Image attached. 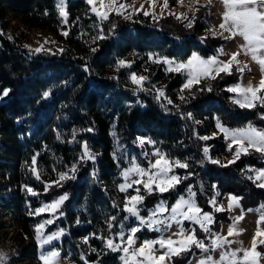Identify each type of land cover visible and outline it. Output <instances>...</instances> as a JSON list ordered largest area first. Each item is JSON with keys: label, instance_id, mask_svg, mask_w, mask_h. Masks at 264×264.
<instances>
[{"label": "trees", "instance_id": "trees-1", "mask_svg": "<svg viewBox=\"0 0 264 264\" xmlns=\"http://www.w3.org/2000/svg\"><path fill=\"white\" fill-rule=\"evenodd\" d=\"M91 9L84 0H69L65 22L56 0H0L1 21L16 19L45 31L51 36L52 47L49 52L35 53L0 34V91H8L0 105V217L12 222L27 243L16 246L13 264H20L27 253L39 259L35 226L47 215L29 213L65 193L68 199L60 209L63 215L47 232L58 228L66 232L53 244L61 255L74 264H122V253L105 249L97 237L108 235L106 221L110 216L119 213V220L126 215L120 211L125 196L118 190L123 182L121 170L130 166L133 157L144 165L142 151L151 153L154 149L147 143L140 148L138 137L155 141V147L170 158H187L190 167L176 170L180 177L194 173L168 193L148 195L143 191L145 209L152 208L158 199L172 205L192 185L199 206L213 212L212 229L219 233L223 223H230V217L228 212L222 215L209 205L217 192L221 197H240L244 210L264 204V188L247 178L250 168L264 169V154L250 149L228 167L211 163L200 167L196 163L203 156L204 146L210 148L213 159L224 163L233 159L224 136L217 134V118L229 128L249 123L264 128V106L242 109L230 100L234 95L227 88L239 83L240 74L231 71L214 80H202L191 89L194 98L183 103L180 95L184 76L167 72L162 62L150 59V54L177 60H187L193 52L205 58L217 55L228 39L208 31L214 29L211 6L202 4L184 20L173 15L155 19L141 13L125 19L111 13L102 23ZM193 16L191 27H187ZM113 25L112 38L93 42L101 27L107 35ZM203 37L207 38L202 41ZM92 48L97 51L92 53ZM119 60L130 67L117 70ZM146 69L150 83L139 90L131 83V76ZM208 85L211 92L197 91ZM157 89L167 99L160 97L158 101ZM45 92L50 93L47 98H43ZM183 95L188 98L190 93L185 89ZM179 112H191L199 123L181 118ZM214 133V138L207 141L196 135L212 137ZM117 140L122 150H118ZM85 142L96 155L95 162L80 159ZM73 165L76 178L61 181L62 187L58 186L55 182L59 174L69 173ZM46 185H50L47 190ZM25 186L38 195H31ZM114 202L118 207H113ZM124 224L127 230L135 221L129 218ZM116 231L118 227L113 228ZM153 235L144 229L137 236L144 240Z\"/></svg>", "mask_w": 264, "mask_h": 264}, {"label": "snow or ice", "instance_id": "snow-or-ice-1", "mask_svg": "<svg viewBox=\"0 0 264 264\" xmlns=\"http://www.w3.org/2000/svg\"><path fill=\"white\" fill-rule=\"evenodd\" d=\"M198 2V0H197ZM87 3L93 5L92 12L96 14L99 21L108 20L111 12H115L116 15H120L125 19H131L132 12H128L126 0H100L99 7L96 6L94 0H87ZM155 0H153V4ZM211 3V0H209ZM224 5V11L222 13V22L219 24V36L224 39L241 37L243 43L239 45V48L244 51L246 55H249L253 61L258 63L264 71V0H222ZM164 7H167V0H164ZM206 7V5H205ZM57 8L60 17L67 21V11L65 0H58ZM143 8V6H141ZM103 9V10H101ZM198 10V9H197ZM133 11H137L133 9ZM152 13L144 12V15H150ZM181 18V17H178ZM182 18L184 17L182 14ZM193 16L187 27H191ZM213 36L217 35L215 29L208 30ZM228 33L229 36H225ZM67 35V32L63 33ZM115 34V25L109 29V33L106 35L101 27L97 36L93 37V42L99 39L112 38ZM207 37L201 38L203 41ZM179 39V37H177ZM41 48H36L34 51L39 53ZM50 51V50H48ZM60 51H63L62 49ZM92 53L97 51L96 48L91 49ZM223 54V49L218 50L217 55L210 57H203L198 52H193L187 60H177L176 58H169L167 56L159 57L158 54H150V59L153 62H162L167 67L165 71L182 73L186 76V82L181 88L180 99L183 103H187L191 98H194L191 89L194 85H198L201 80H214L221 73L231 74V65L233 62L239 63L237 57L239 52H235L231 55L230 60L220 61L218 55ZM117 70L120 67H130V64L124 60H119L117 63ZM87 70V69H86ZM241 72L243 69H239ZM146 79L144 76L137 77L134 73L131 76L133 84H137L140 90L143 89V81ZM187 89L190 96L186 98L183 95V91ZM158 95L156 99L159 101L160 97H164V92L160 89L156 90ZM198 92L212 91L211 85L206 88H198ZM228 92L235 93L236 95L230 97L233 104L238 105L240 108H254L257 104L264 106V76L260 79L257 86L249 84L243 86L237 84L227 88ZM50 95L49 92L43 93V98H47ZM0 96H8V91L4 90L0 93ZM167 99L166 97H164ZM168 103L172 102L168 100ZM164 110L170 111L165 105H161ZM177 109L179 106H175ZM31 115V113H29ZM179 115L183 119H192L193 123H199L192 117L191 112H179ZM217 128L220 133H223L224 139L229 141L227 150L232 154L233 159L226 163L221 162L218 159H213L210 155V148L204 146L202 148L203 156L199 161H196L203 167L206 163L218 165L220 167H228L230 164L235 163L239 157L249 153V149L264 154V129L257 128L251 123L244 127L229 128L219 118H217ZM87 131H91L88 129ZM200 140L207 141L214 138L210 136H199ZM138 146L144 148L145 144L152 145L154 150L149 153L147 151L141 154L147 159V167H142L136 162L133 157L130 161V166L121 170V177L123 183L118 186L120 192L127 193L129 189H133L134 195H126L123 202V208L120 211L126 213L121 219H117V215L110 216L106 221L108 235L98 236L104 244V248L113 252H122L123 255L120 259L123 264H171V258L173 256H179L182 252L191 251L195 246L203 254L202 258L198 261V264H259V259L264 258V253L257 251L259 245H264V229L260 225H264V205H261L256 211L261 212L259 219L257 220V230L251 242V247L248 249H231L230 241L227 237L222 236L217 232H213L211 225L215 223L213 218V212H205L196 202V193L192 190V185H189L186 189L185 195H178L176 201L169 206L168 202L164 199H158L152 208L145 209L144 195H141V186L146 194L152 195L154 193L162 195L163 193L173 191L176 187L182 183L183 180L192 176L193 172H188L184 177H180L175 173V168L188 169L190 163L187 158L181 160L179 158H170L167 153L162 152L159 148L155 147L156 142L144 137L137 138ZM235 146V151L233 147ZM119 141L117 140L118 150H122ZM114 158L116 153H113ZM155 156L156 160L153 162L149 157ZM80 159H88L95 162L96 155L93 154L85 142L83 145V152ZM35 160L33 159V163ZM117 163L119 161L117 160ZM76 166L69 170V173L59 174V179L55 182L58 186L62 187L61 181L68 179H75ZM249 171H252L249 169ZM92 177L95 181L96 172L93 170ZM37 178H39L37 176ZM250 180L258 181V187L264 188V169L256 171L255 177L248 176ZM26 187V191L31 195L36 196L38 193L33 189ZM50 185H46L47 188ZM215 189L216 185H212ZM217 192L208 203L212 207L213 211H223V205L217 206L216 196ZM68 199L67 194L60 195L55 198L51 203L43 204L38 207L34 212H30V215H41L42 213H50L51 218L41 221L35 226L36 240L40 246L39 259L42 264H61V251L59 248L53 245L54 241H58L64 234L63 229H57L45 235L44 230L46 225L53 224L59 216L63 213L59 211L64 201ZM240 197L232 195L229 197V211L236 206H239ZM113 207H118L114 202ZM142 211H146V215H141ZM252 211V209H249ZM135 218L136 224L129 226L125 230L124 221L129 218ZM243 217H237L238 222ZM188 222L192 227L186 229L185 222ZM113 222H116L115 224ZM79 223V221H77ZM173 224L177 226L178 231L172 233L171 236H165ZM196 225L200 230L205 233L204 239H198L196 236ZM118 227V231L113 232V228ZM159 233V237L156 239H144L139 248L134 247L137 239L136 234L142 230ZM239 230H236V222L230 225L228 236L238 235ZM127 237V238H125ZM207 241V243L205 242ZM87 242V238L85 239ZM45 245L50 247L45 251ZM158 246V247H157ZM217 249H221L219 260L214 259L213 254ZM95 251V249H92ZM243 253L240 256V253ZM159 253V254H157ZM83 260L84 257L81 256ZM7 255L0 253V264H6ZM97 264H100L97 261Z\"/></svg>", "mask_w": 264, "mask_h": 264}, {"label": "rangeland", "instance_id": "rangeland-1", "mask_svg": "<svg viewBox=\"0 0 264 264\" xmlns=\"http://www.w3.org/2000/svg\"><path fill=\"white\" fill-rule=\"evenodd\" d=\"M56 1L58 3V0ZM68 1L69 0H65L67 15H68ZM84 1L87 2V0H84ZM94 2L96 6L99 7L100 0H94ZM105 3H107V0H105ZM126 3L127 5H129L128 12H132L133 14L141 13L144 15V12H149V13H152L149 16H152L155 19L156 18L161 19L166 16L173 15L175 18L181 17V18H178L181 20H184V18H182V14L184 17H189L190 16L189 14H192L197 10L196 8L202 7V4L204 5L208 4L211 6L212 11H213L211 23L217 33H219L220 31L218 26L222 22V13L224 11V5L222 3V0H211V3H209V0H198V2L197 0H167V7H164V0H155L154 4H153V0H126ZM90 6L93 7V5H90ZM141 6H143V8H141ZM133 9L137 11H133ZM111 13H115V12H111ZM0 34L7 36V37L14 38L18 44H21L22 46L32 51H34L36 48H41V47L43 50L40 51L39 53H45V52H49L48 50H52L51 43L49 41V39L51 40V36L48 33L40 29H37V28H30L27 25L23 24L22 22L17 21L16 19L15 21L14 20H9V21L0 20ZM225 36H229V34L225 33ZM242 43H243V40L241 37L237 36L233 39L229 36L227 45L222 48L223 54L218 55V59L220 61L226 62L230 60L231 55L233 53L239 52V55L237 57V61H239V63L237 64V62H233L231 65V71L236 74H240V81L238 84H241L243 86H247L249 84H252L253 86H257L262 76H264V71H262L258 63L253 61L249 55H246L244 51L239 48V45ZM241 68L243 69L242 72L239 70ZM147 70L148 69L144 71H140L138 73H134L137 77H140V76L146 77V79L143 81V88H144V85H146L147 83H150L148 79ZM182 75L184 76L185 82H186V76L184 74ZM130 81L132 83V80ZM133 85L137 89H139V86L137 84H133ZM2 92L3 91H0V93ZM232 94L234 96L236 95L235 93H232ZM6 99H7V96L6 97L0 96V105L3 104L6 101ZM261 129H264V128H261ZM217 134L223 135V133H220L219 130ZM226 142L227 144H229V141L226 140ZM151 147L153 148L152 145ZM149 158L153 162L156 160L155 156H150ZM144 160H145V163L144 165H141V166L147 167V159L145 157H144ZM230 160H232V158ZM178 169H179L178 167L175 168V173H176V170ZM250 169L252 171H250L249 174L250 176H253V177H255L256 171L260 170L257 168H250ZM253 181L256 184L259 183L258 181H255L254 179ZM143 191H144L143 186H141V195ZM121 193H123L125 196L135 194L133 189H129L127 193H124V192H121ZM230 196L232 195H226L224 197H221L219 195L216 196L217 206L223 205V208H224L223 211H216V212L222 213V215L223 213L228 212L229 217H230V223H223L219 234L227 237L230 241H232L230 245L231 249H241V248L248 249L251 247L252 239L258 227L257 220L259 219L261 215V212L256 211V209H259L261 205H264V204H261L257 208L253 209L252 211H249V210H244L242 206V202L241 200H239V206L233 207L229 211L228 209H229V197ZM195 199H196V196H195ZM196 202H197V199H196ZM41 215H47V219L51 218L50 213H47V212L42 213ZM241 216L243 218L237 222L236 218L241 217ZM213 218L215 221L214 214H213ZM58 219H56L53 224L45 226V230H44L45 235L48 234L47 233L48 228L52 225H55ZM132 219L135 221V224H136L135 218H132ZM6 220L7 218L5 216L0 217V253H4L7 255L6 264H13V261H11V259L17 257L14 253L16 246H19L20 244H24V243H25V246H27V243L24 242V240L18 234L17 227L13 225L12 222L6 223ZM233 222H236V230H239V234L228 236L230 225L233 224ZM214 224L215 223L211 225V228H213ZM184 226L186 229L192 227V225H190L187 221L185 222ZM195 227H196V236L197 234H199L201 238L204 239L206 234L200 230L198 225H196ZM260 227L264 229V225H260ZM176 231H178L177 226L173 224L172 228L168 232L165 233V236H171L172 233ZM138 233L136 234V236L138 235ZM153 234H155L156 236L154 235L151 236V239H156L160 235L159 233H156V232H153ZM65 235H66V232L64 231V234L60 237V239L58 241H54L53 244L60 242ZM201 238H198V239H201ZM35 241L37 242L36 239ZM142 241L143 240L138 239V236H137L134 247L139 248L141 246ZM205 242L207 243V241ZM49 247H50L49 245H45L44 250L46 251ZM40 251L41 249L39 246V254H40ZM257 251L264 253V245H259L257 248ZM220 254H221V249H217L215 253L213 254L214 259L219 260ZM202 255L203 254L200 252V250L197 249L195 246H193L191 251L182 252L179 256H173L171 258V264H198V261L202 258ZM242 255L243 253L241 252L240 256ZM177 259L179 262H177ZM20 264H42V261L40 259L38 260L32 259L30 257V254L27 253L26 257L23 259V261ZM61 264H74V263H72L69 259L64 258L61 255ZM92 264H97V263H92ZM122 264H123V261H122ZM259 264H264V258L259 259Z\"/></svg>", "mask_w": 264, "mask_h": 264}]
</instances>
